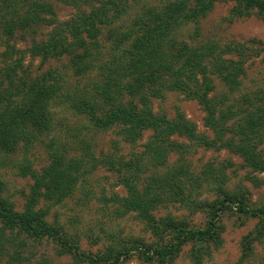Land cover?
<instances>
[{"label": "trees", "instance_id": "16d2710c", "mask_svg": "<svg viewBox=\"0 0 264 264\" xmlns=\"http://www.w3.org/2000/svg\"><path fill=\"white\" fill-rule=\"evenodd\" d=\"M146 1L97 0L88 11L80 9L70 20L60 22L53 7L40 0H0V53L5 57L0 63V168L18 147L28 148L39 135L51 130L57 107L81 117L89 128L116 127L121 139L130 145L150 131L151 138L141 152L104 155L103 162L118 175L127 191L125 197L114 198L119 214H134L160 241L170 232V241L153 247L133 239L128 245L108 247L101 256L79 252L76 245L69 247L61 229L46 221L47 211L39 205L42 200L58 203L69 197L76 189L82 162L67 160L65 154L55 150L50 164L41 171L30 164L20 167V174L33 181L22 211L3 197L4 184L0 180V252L6 250L3 239L9 245L11 240H18L20 249L27 246V239H52L60 245L61 254L73 252L86 264H125L134 253L147 263L176 264L182 247L195 243L200 247L191 250L190 259L193 264H204L211 257L209 245L217 249L222 242L220 217L232 207L258 220L243 239L242 261L252 256L256 243H264V205L252 208L246 189L228 191L224 167L209 163L198 172L194 170L187 157L190 148L173 140L177 136L205 150L231 151L253 173L264 174L260 151L264 137L262 109L235 111L224 100L211 96V76H220L235 91L247 62L264 52V43H233L218 52L215 45L191 46L183 38L187 34L194 42L198 40L201 21L219 2L234 4V18L256 12L264 19V0H163L158 6L138 12L129 25L122 23ZM43 25L52 28L46 39L34 41L27 50L13 44L18 32ZM105 32L110 43L107 53H103L101 44ZM26 53L42 61L69 57L73 74L87 82L68 91L64 75L58 72L48 70L30 78L24 70ZM168 92L196 100L206 114L205 126L213 137L199 133L180 111L174 118L154 111L153 100L162 99ZM172 157L177 158L166 166ZM161 167L164 170L160 171ZM207 195L213 200H207ZM168 203L179 204L192 214L205 212L206 226L194 228L172 218L158 219L155 212ZM7 264H24L19 251ZM39 264L51 263L45 260Z\"/></svg>", "mask_w": 264, "mask_h": 264}, {"label": "rangeland", "instance_id": "374dc122", "mask_svg": "<svg viewBox=\"0 0 264 264\" xmlns=\"http://www.w3.org/2000/svg\"><path fill=\"white\" fill-rule=\"evenodd\" d=\"M51 5L60 22L70 20L80 9L88 11L90 6H95L97 0H40ZM163 0H147L122 21L129 25L138 12L158 6ZM234 4L232 2H219L213 10L200 23L201 37L194 42L187 34L183 36L191 46L212 44L221 52L233 43H247L250 40L264 43V19L256 12L243 18L232 16ZM51 26L43 25L30 31L18 32L13 44L20 50H27L34 41L46 39ZM195 26L192 25L190 33L193 37ZM107 32L103 34V53H107L110 43H107ZM253 47L258 45L251 44ZM248 44L249 47H251ZM264 47V46H263ZM262 49V46H260ZM2 47L0 48L1 52ZM24 70L30 78L51 70L64 75L66 89L74 90L86 84V78H80L73 74L69 57L57 60L42 61L40 57L24 55ZM5 61L0 53V63ZM214 90L213 98L224 100L232 110L262 109L264 113V52L259 57L250 59L246 64V72L240 79L239 87L230 90L218 75L211 76ZM153 108L156 112H165L169 118H174L178 111L183 113L187 120L197 126L199 133L213 137V132L205 126V112L196 100L188 99L179 92H168L162 99L153 100ZM152 133L147 131L143 138L135 145L127 144L118 134V129L97 130L89 128V125L81 117H76L71 112L57 107L54 110V120L49 132L38 136L37 140L28 148L18 147L14 154L6 157V161L0 168V180L4 184L3 197L9 199L17 211H22L26 195L29 193L33 181L20 173L22 165L30 164L35 170L41 171L51 162V153L55 150L66 155L68 159L81 160L82 170L77 181L75 191L63 201L53 203L42 200L39 207L47 211L46 221L61 229L69 247H76L78 251L91 255H103L107 248L118 244L128 245L133 239L142 240L146 245L157 247L163 242H169L171 233L168 232L164 241L145 229L134 214L121 216L117 211L118 205L114 202L116 196L125 197L127 191L121 184L118 175L108 169L103 162L104 155L122 154L128 155L141 152L144 145L151 138ZM173 140L185 144L190 149L187 157L192 168L197 172L209 163L217 167H224L227 176L226 189L234 192L246 189V197L252 208L264 205V174L253 173L245 167L243 160L231 151L205 150L195 147L185 138L175 136ZM22 145V144H21ZM90 151V155L88 154ZM260 151L264 157V137L260 145ZM94 155L95 157H91ZM90 156V157H89ZM177 157H172L169 163H174ZM94 160V162L92 161ZM129 159V157H125ZM165 166V167H166ZM164 170L163 167L160 171ZM255 177V178H252ZM262 180L260 185L256 182ZM207 200H213L211 195L205 196ZM155 215L158 219L174 222H186L190 227L204 228L207 224L205 212L192 214L179 204H166ZM258 220L247 218L237 212L235 208L222 213L220 217L221 244L215 249L210 244L211 257L206 258L204 264H264V243H256L252 256L242 261L243 239L252 232ZM1 228V225H0ZM9 237V232L6 236ZM25 238L22 236V239ZM10 239V238H9ZM26 239V238H25ZM16 242L10 245L3 239V248L0 252V264H7L11 255L19 251L24 264H39L45 260L51 264H86L85 261L74 255L61 254L60 245L52 239L41 241L29 240L26 247L17 248ZM76 245V246H74ZM200 247L195 243H189L182 247L176 264H193L190 259L191 250ZM10 254V255H9ZM9 255V256H7ZM125 264H157L143 261L137 253H134Z\"/></svg>", "mask_w": 264, "mask_h": 264}]
</instances>
